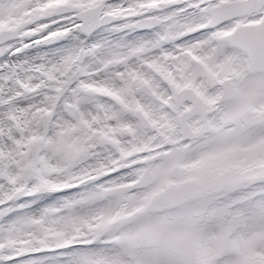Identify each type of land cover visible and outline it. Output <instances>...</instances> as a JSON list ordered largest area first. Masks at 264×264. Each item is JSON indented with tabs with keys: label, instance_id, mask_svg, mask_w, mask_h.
Instances as JSON below:
<instances>
[{
	"label": "snow or ice",
	"instance_id": "snow-or-ice-1",
	"mask_svg": "<svg viewBox=\"0 0 264 264\" xmlns=\"http://www.w3.org/2000/svg\"><path fill=\"white\" fill-rule=\"evenodd\" d=\"M0 264H264V0H0Z\"/></svg>",
	"mask_w": 264,
	"mask_h": 264
}]
</instances>
